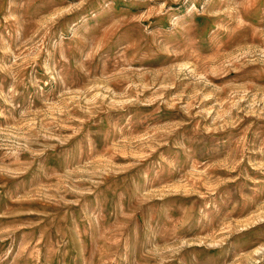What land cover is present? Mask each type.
Returning <instances> with one entry per match:
<instances>
[{
  "label": "rangeland",
  "instance_id": "374dc122",
  "mask_svg": "<svg viewBox=\"0 0 264 264\" xmlns=\"http://www.w3.org/2000/svg\"><path fill=\"white\" fill-rule=\"evenodd\" d=\"M0 264H264V0H0Z\"/></svg>",
  "mask_w": 264,
  "mask_h": 264
}]
</instances>
